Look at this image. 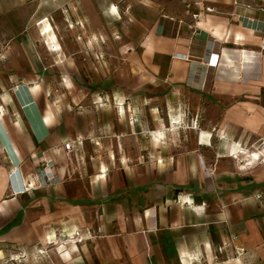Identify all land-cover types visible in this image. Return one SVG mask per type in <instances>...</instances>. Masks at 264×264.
<instances>
[{"label": "crops", "instance_id": "obj_1", "mask_svg": "<svg viewBox=\"0 0 264 264\" xmlns=\"http://www.w3.org/2000/svg\"><path fill=\"white\" fill-rule=\"evenodd\" d=\"M263 9L264 0H0V264H195L215 244L264 264ZM99 52L116 56L118 85L166 87L175 119L198 128L150 127L138 143L141 132L90 139L61 124L37 98L44 71L68 53ZM164 133L187 137L157 143ZM75 232L81 241L58 237ZM29 246L39 255L13 254Z\"/></svg>", "mask_w": 264, "mask_h": 264}, {"label": "rangeland", "instance_id": "obj_2", "mask_svg": "<svg viewBox=\"0 0 264 264\" xmlns=\"http://www.w3.org/2000/svg\"><path fill=\"white\" fill-rule=\"evenodd\" d=\"M48 42L53 50V44ZM53 57L55 55L50 54L45 60L53 62ZM115 59L116 56L102 52L68 53L63 56L60 69L50 66L44 71L47 78H44L41 92L37 94L41 107L50 105L61 124L78 127L82 137L90 139L94 137L91 134L96 135L97 131L105 134L103 136L107 138L106 134L110 135L109 133L122 129L124 133L141 132L140 138L135 142L145 143L148 140L144 134L150 127L161 128L164 132L173 127L198 128L197 119H175L179 113V104L166 100V87L147 83L139 87L131 83L118 85V72L113 63ZM100 60L105 62V65H101ZM173 121H176V124H173ZM102 124L106 125L104 133ZM86 127L89 129L87 132ZM185 137L187 134L164 133L156 137V142L168 144L171 140L178 141ZM157 148L159 150L160 147ZM76 152L81 155L89 153L84 147H80ZM107 153L103 152L102 157H107ZM80 162L85 164V157H82ZM58 237L62 241L70 239L69 235ZM29 247L32 248L28 251L14 247L13 254L39 255V249ZM242 253L237 254L234 248L227 244H215L211 250L199 252L195 264H245ZM18 259L15 262H18ZM32 260L34 261L30 260L29 264H37L36 259Z\"/></svg>", "mask_w": 264, "mask_h": 264}, {"label": "built area", "instance_id": "obj_3", "mask_svg": "<svg viewBox=\"0 0 264 264\" xmlns=\"http://www.w3.org/2000/svg\"><path fill=\"white\" fill-rule=\"evenodd\" d=\"M259 48H260V50L264 51V37H262V39H261V43L259 45ZM194 121L196 122V120H194ZM64 148L66 150H71L72 149V142H66L64 144ZM255 148L258 149V150H260V151H264V136L258 138V140L255 142ZM46 167L47 166L45 165L44 168H46ZM40 183L43 184V185L50 183V178H48V175H47L46 172H44V175L40 178ZM255 199L258 202H260V203H264V192L261 191V192L256 193L255 194ZM65 235H68V234H65ZM69 237H70V239H68V240H72V239H74V237H76V238H78V240L81 241V238L79 237V232H75L74 235H71V236L69 235ZM229 241L230 242H233L234 241V237L231 236L229 238ZM232 248H234V250H235V252L237 254H241L243 252V249L242 248L235 247V246H233Z\"/></svg>", "mask_w": 264, "mask_h": 264}, {"label": "bare ground", "instance_id": "obj_4", "mask_svg": "<svg viewBox=\"0 0 264 264\" xmlns=\"http://www.w3.org/2000/svg\"><path fill=\"white\" fill-rule=\"evenodd\" d=\"M15 257V256H14Z\"/></svg>", "mask_w": 264, "mask_h": 264}]
</instances>
